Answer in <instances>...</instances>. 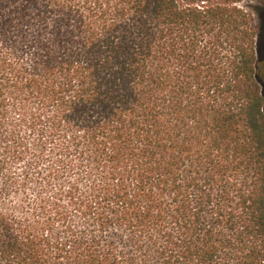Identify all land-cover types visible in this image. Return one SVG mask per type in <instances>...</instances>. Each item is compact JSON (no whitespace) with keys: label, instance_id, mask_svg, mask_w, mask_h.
<instances>
[{"label":"trees","instance_id":"16d2710c","mask_svg":"<svg viewBox=\"0 0 264 264\" xmlns=\"http://www.w3.org/2000/svg\"><path fill=\"white\" fill-rule=\"evenodd\" d=\"M243 2L0 0V264H264Z\"/></svg>","mask_w":264,"mask_h":264},{"label":"rangeland","instance_id":"374dc122","mask_svg":"<svg viewBox=\"0 0 264 264\" xmlns=\"http://www.w3.org/2000/svg\"><path fill=\"white\" fill-rule=\"evenodd\" d=\"M241 5L248 8V10L253 13L255 22L258 28L262 31L264 43V0H244ZM259 14H261V16ZM260 65L264 74V56ZM9 202L14 203L15 200L9 199Z\"/></svg>","mask_w":264,"mask_h":264}]
</instances>
